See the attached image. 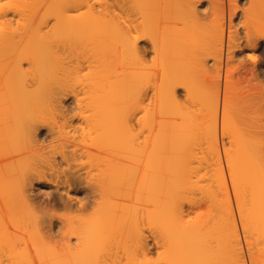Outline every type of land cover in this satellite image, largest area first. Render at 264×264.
<instances>
[{"label":"bare ground","instance_id":"1","mask_svg":"<svg viewBox=\"0 0 264 264\" xmlns=\"http://www.w3.org/2000/svg\"><path fill=\"white\" fill-rule=\"evenodd\" d=\"M3 1L0 264L264 263V96L249 93L264 91V38L259 35L264 21L256 29L243 22V30L234 23L240 11L245 18L255 9L264 13V0L243 2L246 7L227 0V19L225 0H208L217 14L209 22L200 11L206 0ZM143 40L152 45L150 60ZM246 50L251 52L243 54ZM240 73L256 82L245 84ZM242 86L248 87L247 95L235 92ZM236 93L249 99L239 113L234 112L240 102ZM233 125L240 140L232 149L224 139ZM137 126L147 132L139 135L142 140ZM45 127L49 147L39 138ZM104 155L114 157L109 162ZM123 157L139 159L123 162ZM137 160L144 164H138L143 166L135 185L138 204L131 202L136 187H126L136 180ZM34 181L67 193L66 199L59 195L55 203V194L48 192L47 204L38 200L32 194ZM228 184L242 193L234 191L236 199L242 198L237 216L234 205L228 207L232 203L224 204L230 200ZM198 189L205 192L201 199L209 191L208 209L215 213L201 211L195 220L184 206L190 201L193 208ZM72 190L84 196L72 197ZM145 193L149 196L142 202ZM108 194L126 201L110 200ZM149 200L152 205L145 207ZM56 204L66 213L56 216L51 211ZM138 207L145 209L140 215ZM85 211H92L91 217L80 214ZM107 249L109 254L118 250L111 252L112 262ZM157 249L162 258L153 261L149 255Z\"/></svg>","mask_w":264,"mask_h":264},{"label":"rangeland","instance_id":"2","mask_svg":"<svg viewBox=\"0 0 264 264\" xmlns=\"http://www.w3.org/2000/svg\"><path fill=\"white\" fill-rule=\"evenodd\" d=\"M206 1H207V2H206ZM206 1H204V3H202L203 5H201V7H202L201 9H203V10L200 9V11H201V12H204V13H203V16H206L207 14H208V15L210 14L209 16L207 15V19H205V21L207 20L206 22H209V21H213L214 18H216L217 14L213 13V9H212V7L209 6V1H208V0H206ZM4 2H6V1H3V0H2V3H4ZM243 2H244V4H245L246 6L249 5V4H248L249 0H247V1H246V0H240V1H239V4L242 6V5H244ZM0 3H1V0H0ZM2 3H1L0 5L4 6L5 3H4V5H3ZM225 3H226V4H225L226 6H225V10H224V11H225V12H224V16H225V19H227V18H228V15H229V9H228V2H227V0H225ZM246 3H247V4H246ZM207 5H208V6H207ZM245 5H244L243 7H246ZM2 6H1V7H2ZM209 7H210V10H209ZM211 9H212V10H211ZM253 10H254V9H253ZM256 10H257V11H256ZM206 11H207V12H206ZM209 11H210V12H209ZM261 11H262V9H261V10H260V9H255L254 12H252V11L249 12V14H250V13H251V14L249 15L250 17L247 16V18H245L246 15H243L242 12L240 11V14L238 15V17H237V16L234 17V23H235V24H238V25H239L238 27L241 28L242 30L244 29V27L242 28V24H244L243 22H247V23H248V26H249V25H252L251 28H252V27H255V26H258V28H260L259 25H261V24L263 25V21H264V18H263V17H264V13L261 12ZM205 12H206V14H205ZM211 13H212L213 15H215V16H213ZM216 13H217V12H216ZM218 14H219V13H218ZM220 14H221V13H220ZM222 14H223V13H222ZM241 14H242V15H241ZM240 15H241V16H240ZM212 16H213V17H212ZM221 16H222V15H221ZM226 17H227V18H226ZM241 17H242V18H241ZM250 18H251V19H250ZM211 19H212V20H211ZM248 19H249V20H248ZM243 20H245V21H243ZM241 23H242V24H241ZM258 24H259V25H258ZM262 25H261V26H262ZM258 28H257V29H258ZM263 28H264V26H262V31H260L261 34H259V35L261 36L262 39L264 38V30H263ZM255 29H256V27H255ZM258 32H259V31H258ZM146 41H147V40H146ZM146 41L143 40V41L140 43V45H142V48H143V47L145 48V52H146L145 54H146V57H147V55H149V56L147 57V59L150 60V59L152 58V57H150V56H153V54H154L153 52H154V51H153L152 45L150 46V42H149V41L146 42ZM262 42H264V40H262ZM146 50H147V51H146ZM150 51H151V52H150ZM249 51L251 52V50H246V51H245L246 53L244 52L243 54H247ZM261 52H262V51H261ZM261 52H260V53H261ZM148 53H150V54H148ZM257 53L259 54V51H258ZM241 56H242V54H238V58H240ZM149 58H150V59H149ZM211 62H212V61H211ZM251 66H252V65H250V67H251ZM244 71H246V70H242V72H244ZM242 72H241V73H242ZM241 73H240V75H239L240 77H242V76H243L244 74H246L247 72L244 73V74H242V75H241ZM246 75H251V74H250V73H249V74L247 73ZM236 76H237V74H236ZM237 77H238V76H237ZM240 77H239V78H240ZM243 77H244V78H243ZM243 77H242V78H243V80L245 81L246 78H245V76H243ZM248 77H249V76H248ZM248 77H247V78H248ZM251 77H252V78L250 79V80H251L250 83H254V82H256V81H255L256 78H254L253 76H251ZM237 79H238V78H237ZM248 79H249V78H248ZM248 79H247V81H245V84H250L249 81H248ZM252 79L254 80V82H252V81H253ZM239 80H240V79H239ZM239 80H238V81H239ZM241 81H242V80H241ZM244 81H242V82H244ZM260 81H261V80H260ZM247 82H248V83H247ZM257 83H258V81H257ZM243 87H244V86H242V88L239 87L236 91H235V90H234V91L237 92V93L243 91L244 94H242V96H243V95H247L246 93H247V91H248L249 89H248V87L246 86V87L244 88V90H242ZM180 89H182V88H180ZM180 89H179V90H180ZM239 89H241V91H239ZM246 89H247V90H246ZM245 91H246V92H245ZM255 91H257V93H255ZM262 91H263V89H262V90H261V89H260V90H253V91H249V93L254 92L253 94H256L257 96H259L260 98H262V96H264V91H263V93H262ZM235 92H234V93H235ZM243 92H242V93H243ZM259 92H260V93H259ZM232 93H233V92H232ZM234 93H233V94H234ZM237 93H236V96L238 95ZM249 93H248V94H249ZM179 94H180V98H184V89L180 90V91H179ZM233 94H231V95H233ZM234 95H235V94H234ZM250 96H251V95H249V97H250ZM238 97H239V98H238ZM238 97H237V99H239V100H237L236 97H234L235 100H236V102L240 101V102L236 103L237 106H236V104H234V106H236V107H234V112H236V113H239L240 109L243 108L242 106L246 107V106H245V102H246L247 99H248V96H247V98L244 97V99L246 98V99H245L246 101H245L244 99H242L243 97H241V93H240V95H238ZM231 98H232V96H231ZM71 100H72V99H70L69 102H70ZM232 100H233V98H232ZM235 100H233V101L235 102ZM248 100H249V99H248ZM250 100H251V99H250ZM234 102H233V103H234ZM251 102H252V101H251ZM251 102H250V103H251ZM66 103H67V102H66ZM242 103H243V104H242ZM246 103H248V102H246ZM261 103H264V102H261ZM67 104H69V103H67ZM231 104H232V103H231ZM232 105H233V104H232ZM248 105H249V104H248ZM232 107H233V106H232ZM237 110H239V111H237ZM242 110H243V109H242ZM244 110H245V109H244ZM232 111H233V108H232ZM232 111H231V112H232ZM243 112H244V111H243ZM232 114H233V112H232ZM235 115H238V114H235ZM240 115H241V114H240ZM234 117H235V116H234ZM236 117H237V116H236ZM238 117H241V116H238ZM238 117H237L236 119L239 120ZM240 119H242V117H241ZM238 120H235V121H238ZM241 121H242V120H241ZM241 121H240V122L238 121V122L241 123ZM75 122H78V121L76 120ZM231 125H232V124H231ZM236 125H237V124H236ZM233 126H234V130H233L232 127H231V129L228 128V132H229V133L225 136V139H224V140H225L224 142H225L227 148H228V147L230 148V145H231V148H232V149H233V148H236V146H234L236 143H234V144H233V147H232V143H233V141L237 142L238 140H240V138L238 139V136H237V134H236V133H237V130L235 129V125H233ZM137 127H138V128H137V130H138V136H139V135H142L144 131L146 132V130H144L145 128H141L142 126H140V127L137 126ZM236 127H237V126H236ZM139 128H141V130H140ZM40 130H41V129H40ZM235 130H236V131H235ZM47 131H49V129H48L47 127H45L42 131H40V133H39V138H41V140H43V142H44L43 144H44L45 146H48V147H49V146H50L49 143H50V141H51L52 139H51V137H50V135H49V133H48ZM141 131H142V132H141ZM42 132H43V133H42ZM139 132H140V133H139ZM145 132H144V135H145ZM235 132H236V133H235ZM41 133H42V134H41ZM146 133H147V132H146ZM231 133H232V134H231ZM45 134H46V135H45ZM144 135H143V136H144ZM231 135H232V137H230ZM143 136H139V137H141L140 140H142V139L144 138ZM228 136H229V137H228ZM233 136H234V137H233ZM46 137H47V138H46ZM235 137H236V139H234ZM48 138H49V139H48ZM237 139H238V140H237ZM48 140H49V141H48ZM227 140H228L229 142H228ZM51 143H52V142H51ZM51 143H50V144H51ZM240 144H241V143H240ZM236 145H237V144H236ZM140 153H141V152H140ZM144 154H145V152L143 151V154H142V155H144ZM142 155H141V158H140V159L145 160V159H144L145 157L143 158ZM104 156H106V155H104ZM138 156H139V153H138ZM138 156H137V157H138ZM108 157H109V156H108ZM108 157L106 156V158H108ZM112 157H114V156H112ZM112 157H111V155H110V157L108 158V159H109V162H110V158H112ZM137 157H136V158H137ZM100 158H101V157H100ZM104 158H105V157H104ZM106 158H105V159H106ZM134 158H135V157H134ZM136 158H135V159H136ZM112 159H113V158H112ZM112 159H111V162H112ZM114 159H115V158H114ZM121 159H122V158H121ZM130 159H131V158H130ZM135 159H134V161H135ZM137 159H139V158H137ZM250 159H252V158H250ZM96 160H98V157H96ZM96 160H94V161H96ZM123 160H124L123 162H125V160H126V161L129 160V157H127V158H126V157H123ZM132 160H133V157H132ZM132 160H131V161H132ZM142 160H141V161H142ZM129 161H130V160H129ZM131 161H130V162H131ZM134 161H132V162H134ZM137 161H139V160H137ZM141 161L135 163V165L137 164V165L135 166V168H136V167H137V168L140 167V165L138 166V164H141V163H140ZM245 161H246V160H245ZM247 161H248V160H247ZM249 161H250V160H249ZM98 162H99V161H98ZM102 162H103V161H102ZM130 162H129V165H128V166H130ZM143 162H144V161H143ZM143 162H142V163H143ZM93 163H94V162H93ZM96 163H97V161H96ZM107 163H108V162H107ZM144 163H145V162H144ZM91 164H92V163H91ZM102 164H103V163H102ZM127 164H128V163H127ZM131 164H132V163H131ZM94 165H95V164H94ZM97 165H98V164H97ZM125 165H126V164H125ZM133 165H134V163H133ZM141 165H144V164H141ZM89 166L91 167V165H89ZM89 166H88V167H89ZM95 166H96V165H95ZM95 166H94V167H95ZM100 166H101V164H100ZM100 166H99V167H100ZM94 167H93V168H94ZM97 167H98V166H97ZM97 167H95V168H97ZM142 167H143V166H142ZM142 167H141V169H142ZM95 168H94V169H95ZM126 168H127V169L129 168V169H130L129 171H131V167H126ZM132 168L135 169L134 166H133ZM98 169H99V168H98ZM141 169L138 168V172H135L136 177L138 176L137 173L140 174V170H141ZM136 170H137V169H136ZM94 171H97V170H93V172H94ZM129 171H128V173H127L126 171L124 172V173H127V176H128V177H129L132 173H134L135 170H132V171H131V172H132L131 174H129V173H130ZM141 171H142V170H141ZM131 176H132V175H131ZM131 176H130V177H131ZM133 176H134V175H133ZM128 177H127V178H128ZM136 177L134 176V178L136 179V180H135L136 182L134 181V179H133V181H132L131 178H130V180H131L133 183H134V182L136 183V184H135V183L132 184V182H130V181H129V182H128V181H125V179H127V178H126V175H124V181H125V182H128V183H126V184H127L126 187L128 188V186H129L128 184H130V183H131L130 185H132V186L134 185V187H136L135 189H134V187H130L131 189L129 188V190H131V191H133L132 189H134V192H133V193H136L135 191L138 190V187L135 186V185H138L139 182H140L139 180L141 179V178H138V177H137V178H138V179H137ZM139 177H141V175H139ZM122 178H123V177H122ZM117 180H118V179H117ZM137 180H138L139 182H138ZM115 181H116V180H115ZM115 181H114V184H112V186L115 185ZM120 181H121V180H120ZM120 181H118V182H120ZM124 181H123L122 187H123V185H125V184H124V183H125ZM111 183H112V182H111ZM116 183H117V182H116ZM137 183H138V184H137ZM118 185H120V184L118 183ZM118 185L116 186V188L118 187V188L120 189V186H118ZM109 186H110V183H109ZM114 188H115V187H114ZM118 188H117V189H118ZM228 188H229V191H230L229 193H230V194L227 192V189H228ZM230 188H231V189H230ZM241 188H242V187H241ZM243 188H244V187H243ZM243 188H242V190H243ZM111 189H112V188H111ZM111 189H110V190H111ZM117 189H116V190H117ZM122 189H124V188H121V190H122ZM232 189H234V188H232L231 185L228 184L227 188L225 189L226 191H225V190H223V191H225V192H226V195H229L230 197L228 196V198H227L226 195H224V194H222V195H223V197L226 196L227 199L230 198L229 201H232V200H233V201H232V202H229V201H228V202H225V203L222 201V203H224V204H226V203H227V204H228V203H232L231 205H229V206L227 205V206H228V207H231L232 205H234V206H232V207H234V208L231 207V209H233V211H235L234 213H235L236 216H237V215H238V213H237L238 206H236V204L238 205V203H237V199H238V200H241L242 198L240 197V198H237V199H236V197H237L236 194H237L238 192H236V190H232ZM244 189H245V188H244ZM246 189H247V188H246ZM246 189H245V191H247ZM32 190H33V193H32V194H34L35 197H36L38 200H39V199H41V200H42V199H45V203H46V204L50 201V199H51V197H52V196H49V194H47L48 192H53V193L55 194V197H53V198H54V199H53L54 202L56 201L55 203H57V200H58L57 197H59V195H61L62 197H64V199H66V197H67V193L62 192V194H61V193L58 194L57 192H55V189H54L53 186H52V188H51V186H50L49 184L44 183V182H43V183H40V184H37V183L34 181V185H33V187H32ZM51 190H52V191H51ZM121 190H120V191H121ZM127 190H128V189H127ZM127 190H126V188H125V191L128 193L127 195H128V196L130 195V197H131L132 193L129 194L130 191H127ZM201 190H202V189H201ZM212 190L215 191L214 189H212ZM239 190H241V189H239ZM239 190H238V191H239ZM242 190H241V191H242ZM108 191H109V190H108ZM111 191L117 193L118 190L115 191V189H114V191H113V190H111ZM111 191H110V192H111ZM125 191H124V192H125ZM196 191H197V190H196ZM196 191L194 192V194L196 193ZM203 191H204V190H203ZM203 191H202V192H203ZM213 191H211L212 194H213ZM223 191H222V192H223ZM232 191H233V192H232ZM234 191L236 192V194H235ZM121 192L123 193V191H121ZM121 192H119L120 195H122ZM126 192L123 193V195L126 194ZM197 192H198V193L200 192L199 189H198ZM202 192H200L199 194L196 193L197 195L195 194V195H196L195 198H197V199H196L197 202L195 201V198L192 196L194 199H191V200H194V201H193L194 203L196 202L195 205L193 204V202H191V204L193 205V206H192L193 208H191V206L189 205L190 201L187 200V199L189 198V196H186L187 199L184 198V199H186L187 201H189V203L186 202V201L184 202V200L180 201L181 203H183V205H184V203H188V204H186V206H184V209L187 210L188 208H190V210H187V213H188V212H191V215L193 214L192 217H194V216L196 215V218H197V216H199V214H201L200 217H202V213H201V211H202V212H205V211L208 212V210H209L208 208H210V207H209V204H208V201H207L208 198L206 199V197H207L206 195L208 194L209 191H208V192L206 191L207 194H205V199H201V198H200V196L202 197V196L204 195L203 193H205V192H203V193H202ZM181 193H182V191L180 192V195H181V197H182V194H184V192H183L182 194H181ZM201 193H202L203 195H200ZM215 193H216V192H215ZM218 193H220V191H219ZM223 193H224V192H223ZM227 193H228V194H227ZM71 194H72V197H83V196H84V193H83V192H79V191L77 192L76 190H72V191H71ZM111 194H112V193H111ZM111 194H110V195H111ZM113 194H114V193H113ZM145 194H147V193H145ZM145 194H144L145 198L142 196L143 198L140 199V201H142L143 199H146V196H147V198H148L149 195H148V194L145 195ZM190 194H191V193H190ZM190 194H189V195H190ZM192 194H193V193H192ZM194 194H193V195H194ZM209 194H210V193H209ZM239 194L242 195V193H238V195H239ZM246 194H247V192H246ZM246 194H244V195H246ZM45 195H46V196H45ZM56 195H57V196H56ZM75 195H76V196H75ZM108 195H109V194H108ZM110 195H109L108 199L110 198ZM115 195H116V194H114V196H115ZM127 195H126V196L124 195V196H122V197H124V198L127 197V198H128ZM135 195H136V196H140V195H138L137 193H136V194H133V195H132L133 197L131 198V199H132L131 202H133V200H134L135 198H137V197H135ZM186 195H187V194H186ZM210 195H211V194H210ZM210 195H209V196H210ZM233 195H234V196H233ZM44 196H45V197H44ZM111 196H112V195H111ZM114 196H113V197H114ZM116 196H117V195H116ZM184 196H185V194L183 195V197H184ZM190 196H191V195H190ZM217 196H218V195H217ZM219 196H221V194H220ZM219 196H218V198H219ZM239 196H240V195H239ZM43 197H44V198H43ZM118 197H120V196H118ZM122 197H120L121 199H120V198L118 199V198H116V197H115V198H112V197H111L112 199L110 198V200L117 199V200H118L117 202L120 203V200H123V199H124V198H122ZM134 197H135V198H134ZM192 197H191V198H192ZM210 197H211V199H212V196H210ZM210 197H209V198H210ZM221 197H222V196H221ZM223 197H222V198H223ZM55 198H56V200H55ZM140 198H141V197H140ZM231 198H232V199H231ZM247 198H249V197L247 196ZM247 198H246V199H247ZM108 199H107V200H108ZM125 199H126V198H125ZM125 199H124V200H125ZM138 199H139V197H138ZM219 199H220V198H219ZM244 199H245V197H244ZM244 199H243V202L249 200V199H247V200L244 201ZM126 200H128V199H126ZM126 200H125V201H126ZM135 200H136V199H135ZM135 200H134L133 203H135V202L137 201V200H136V201H135ZM150 200H151V199H150ZM150 200H149L150 203H149V204L147 203V205H146L145 207H148V206L152 205ZM199 200H200V202H199ZM208 200L210 201V199H208ZM217 200H218V199H217ZM234 200H235V201H234ZM51 201H52V200H51ZM108 201H109V200H108ZM115 201H116V200H115ZM178 201H179V200H178ZM52 202H53V201H52ZM54 202H53V203H54ZM112 202H113V201H112ZM123 202H124V201H121V206H124L125 203L127 204V202H125V203H123ZM142 202H143V201H142ZM142 202H141L142 205L146 204L145 202H144V203H142ZM146 202H147V199H146ZM241 202H242V200H241ZM107 203L109 204V206L112 204L111 201H110L111 204H110L109 202H107ZM133 203H132V205H134ZM138 203H140V202L137 201L136 204H138ZM206 203H207V204H206ZM115 204H117V203H115ZM122 204H123V205H122ZM128 204H129V202H128ZM130 204H131V203H130ZM217 204H218V202H217L215 205H213V206L216 207ZM117 205H118V204H117ZM119 205H120V204H119ZM119 205H118V206H119ZM220 205H221V204H220ZM220 205H219V206H220ZM247 205H248V204H247ZM55 206H56V208H55V207H54V208L52 207V208H51V211H52V210H55V211H54L55 214H58V215H56V216H60L59 214H62V215H63V214L66 213V212H65L66 210H65V209H62L63 207H57V204H56ZM58 206H59V204H58ZM118 206H116V207H118ZM128 206H129V205H128ZM134 206L137 207L138 205H137V206L134 205ZM140 206H141V205H140ZM187 206H188V207H187ZM206 206H208V207H206ZM211 206H212V205H211ZM219 206H217V208H221V207H219ZM243 206H244V205H243ZM110 207L113 208V204H112V206H110ZM119 207H120V206H119ZM131 207H132V206H131ZM143 207H144V206H143ZM145 207H144V208H145ZM215 207H214V208H215ZM225 207H226V206H225ZM249 207H250V206H249ZM60 208H61L62 210H61ZM112 208H111V209H112ZM140 208H142V206H141ZM217 208H215V209L218 210ZM240 208H241V207H239V209H240ZM250 208H251V207H250ZM94 209H95V208H94ZM130 209H131V208H130ZM132 209H133V208H132ZM207 209H208V210H207ZM234 209H235V210H234ZM239 209H238V210H239ZM64 210H65V211H64ZM91 210H92V209H91ZM138 210H139L140 213H139V212H137V213L140 215V214H142L141 212H142V211L144 212L145 209H142V210L140 211V209H139V207H138ZM212 210H213V209L211 208V210H209V213H211L210 211H212ZM222 210H223V208H222ZM222 210L220 211V209H219L218 212H222ZM51 211H50V212H51ZM195 211H196V212H195ZM214 211H215V210H214ZM54 212H53V213H54ZM56 212H57V213H56ZM192 212H193V213H192ZM206 212H205V213H206ZM53 213L51 212V214H53ZM90 213H91V214H90ZM93 213H94V212H93ZM212 213H213V212H212ZM212 213H211V214H212ZM214 213H215V212H214ZM214 213H213V214H214ZM55 214H54V215H55ZM80 214H84V216H83L84 218H85L86 216L91 217V215H92V211H87V212L85 211V213L83 212V213H80ZM189 214H190V213H189ZM219 214H220V213H219ZM222 214H223V212H222ZM224 214H225V212H224ZM224 214H223V215H224ZM93 215H95V214H93ZM203 215H204V214H203ZM79 217H80V215H79ZM106 217H107V216H106ZM109 217H110V216H109ZM93 218H94V217H93ZM196 218L194 217L195 220H196ZM88 219H89V218H88ZM90 219L93 220L92 218H90ZM96 219H97V218H96ZM107 219H108V218H107ZM198 219L201 220V219H203V218H201V219L198 218ZM198 219H197V220H198ZM81 220H82V219H81ZM83 220H84V219H83ZM104 220H105V219H104ZM85 221H88L87 218H86ZM99 221H100V220H99ZM101 221H102V220H101ZM107 221H108V220H107ZM139 221H142V219L139 220ZM143 221H144V220H143ZM145 222H146V220H145ZM141 223H142V222H140V223L138 222L139 225H140ZM143 223H144V222H143ZM143 223H142V224H143ZM57 224H59V223L57 222ZM144 225H145V224H144ZM146 225H147V224H146ZM146 225H145V227H144V226H142V227L146 228V230H147L148 228L146 227ZM140 226H141V225H140ZM140 226H139V227H140ZM142 227H141V228H142ZM57 228H58V227H57ZM57 228H56V229H57ZM141 228H140V229H141ZM144 228H142V229H144ZM94 229H95V228H94ZM151 229H152V228H150L149 230L152 231V230L154 229L153 236H154V234H155V231H156V235H158V234H157V231H159L158 229H156V228H153L152 230H151ZM144 230H145V229H144ZM144 230H143V231H144ZM146 230H145L144 234H146ZM149 230H148L147 232H149ZM95 231H96V230H95ZM143 231H142V232H143ZM97 232H98V231H97ZM105 232H108V231L106 230ZM150 233H152V232H150ZM110 234H111V233H110ZM148 236H150V238H151V237H152V234H149ZM150 238H149V242H150ZM151 241H153V238L151 239ZM151 244H152V243H151ZM155 248H158V247L155 246L154 249H155ZM160 248H161V247H160ZM160 248H159V249H160ZM108 249L110 250V248H108ZM108 249H107V250H108ZM159 249H157L158 251L156 250V253H154V251L152 252V253H153V254H152L153 257H152V255H149V256H151L152 260H153V258L158 259V257H159L158 254L160 253V250H161V252H162V248H161L160 250H159ZM109 250L107 251V253L109 252ZM105 251H106V250H105ZM117 251H118V250H116V252H117ZM111 252H113V251H110V254H111V255L108 253V256H107V257H106L107 254L104 252L105 254H103V257H104V255H105V257L108 258L109 256H112L113 254L116 253V252H115V253L113 252V254H112ZM119 252H120V254H119V253H118V254L121 255V257H124V256H125V255H124L125 253L122 254L123 251H119ZM130 252H132V250H131ZM130 252L128 251V252H126V254H127V253H130ZM132 253H133V252H132ZM101 254H102V253H101ZM116 254H117V253H116ZM161 254H162V253H160V255H161ZM98 255H99V258H100V254H98ZM98 255H97V256H98ZM132 255H133V254H132ZM132 255H129V256L132 257ZM133 256L135 257V254H134ZM105 257H104V258H105ZM113 257H116V259H117V257H118V259H121V257L119 258V256H116V255H114ZM131 257H130V258H131ZM136 257H137V256H136ZM97 258H98V257H97ZM106 258H105V259H106ZM111 258H112V257H109V258H108L110 262H112V261H111ZM125 258H126V257H124V258H122V259H123L124 261H126V259H129V258H128V255H127V258H126V259H125ZM160 258H162V257L160 256L159 259H158V261H160ZM100 259H101V258H100ZM100 259H99V260H100ZM105 259H104V262H106ZM108 259H107V262H108ZM113 259H114V258H113ZM118 259H117V261H120V260H118ZM131 259H132V258H131ZM135 259H136V258H134V260H135ZM138 259H139V256H138ZM97 260H98V259H97ZM101 260H102V262H103V258H102ZM101 260H100V261H101ZM129 260H130V259H129ZM113 261H114V260H113ZM117 261L115 260V262H117ZM140 261H141V260H140ZM150 261H151V260H150ZM153 261H155V260H153ZM153 261H152V262H153ZM98 262H99V261H98ZM115 262H114V263H115ZM120 262H121V261H120ZM120 262H119V264H121ZM131 262H133V261H131ZM131 262L129 261L128 264H129V263L131 264ZM136 262H137V264H138V261H136ZM141 262H142V261H141ZM156 262H157V261H156ZM108 263H109V262H108ZM108 263H104V264H108ZM258 263H259V262H258ZM98 264H99V263H98ZM112 264H113V262H112ZM116 264H117V263H116ZM122 264H123V263H122ZM124 264H127V263L125 262ZM262 264H264V263H262Z\"/></svg>","mask_w":264,"mask_h":264}]
</instances>
